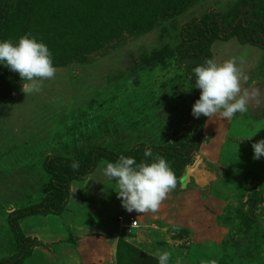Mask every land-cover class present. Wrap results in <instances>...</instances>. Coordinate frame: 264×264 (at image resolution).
<instances>
[{"label":"rangeland","instance_id":"obj_1","mask_svg":"<svg viewBox=\"0 0 264 264\" xmlns=\"http://www.w3.org/2000/svg\"><path fill=\"white\" fill-rule=\"evenodd\" d=\"M40 1L0 0V40L18 32L21 7L29 12L22 25L34 17V9L47 14ZM69 1L73 0L56 3L63 9L66 31V17L72 11ZM212 13L225 30L236 26L237 20L248 25L239 38L214 40L209 47L217 64L231 60L239 69L241 94L247 92L249 97L248 110L229 120L206 118L194 151L192 137L199 118H193L191 107L200 93L186 73L197 59L180 57L176 49L181 44V27ZM37 33L31 34L48 47L43 34ZM250 34L263 43L248 44ZM54 67L55 76L43 80L39 92L24 95L21 81L8 78L12 93L0 98V264L24 249L18 248L8 217L40 204L49 194V175L44 170L48 157L79 159L103 148L119 156L135 151L138 163L141 146L173 148L185 156L163 157L181 177L203 159L219 178L209 189L212 203L204 199L195 203L196 187L180 195L179 201V195L175 198L169 192L155 212L157 219L164 217L158 225L160 242L148 252L141 249L135 234L123 231L116 253L106 257H98L97 245L88 238L90 245L76 250L80 264H158V253L164 251L170 255L169 264H264V157L253 159L251 147L264 138V0H191L179 13L158 19L148 30L109 38ZM100 163L108 162L101 159L97 168ZM203 164L197 168L201 170ZM96 174L94 190L98 191L93 192L99 196L92 194L95 176L86 177L70 184L62 209L65 214L18 220L24 242L55 253L74 245L84 222L99 218L107 221L102 227H115L118 213L107 210L103 215L93 211L98 208L92 204L97 200L104 205L98 197L120 202L115 180L103 178L100 171ZM188 183L179 180L183 189ZM85 187L91 188L86 196L80 192ZM192 196L196 207L187 211V199L193 202ZM83 250L94 257H84Z\"/></svg>","mask_w":264,"mask_h":264},{"label":"trees","instance_id":"obj_2","mask_svg":"<svg viewBox=\"0 0 264 264\" xmlns=\"http://www.w3.org/2000/svg\"><path fill=\"white\" fill-rule=\"evenodd\" d=\"M60 1L64 0L40 1L42 8L45 7L49 12L46 14L43 9L40 12H36L34 9V17H29L27 20L29 23L26 21L24 25H22L21 19H26L29 12L21 7V12L18 13L20 19H17L19 20L18 32L8 37L9 41L16 42L19 37L26 34L33 37L31 33H35L38 36L37 32L39 31L43 34L44 41L49 44L48 49L51 53L53 66L65 64L82 51L95 49L98 44L109 38H116L124 33L130 34L148 30L156 24L158 19L168 18L179 13L191 0H73L68 3V7L72 11L66 17L67 31L63 29L65 22L61 16L63 9L58 8V4H56ZM218 17L212 13L206 15L202 20H192L181 27V44L176 51L180 57L188 56L191 59L194 57L197 59L194 66L190 67L186 73L187 78L194 85L195 76L192 74V69L202 65L208 59L212 60L209 51L212 41L239 38L240 32H243V29L248 26L247 24L242 25L241 20H237L236 26L235 24L233 26H230L232 24L227 25L230 27L225 30ZM239 18L243 19L241 15ZM191 29L193 32H190ZM36 37L34 36L35 39ZM4 40H7V36ZM246 42L252 46H259L263 43L261 38L254 37L252 34L246 37ZM8 78L20 80L17 73L11 72L5 67L0 68V98L7 99L12 93ZM205 119L206 117L203 115L198 119L197 128L192 137V150L194 151L199 146ZM141 149L142 155L138 163L149 160L143 156L145 147L141 146ZM151 149L153 156L186 158L176 153L173 148ZM134 153L135 151H130L124 156L133 157ZM119 157V155L103 148H95L86 157L79 159L48 157L44 163V170L49 175V194L42 199L40 204L20 209L8 217V224L15 236L18 248L24 249L14 258L1 264H24L36 246L35 242H24L18 227V220L43 216L44 214L59 215L62 213L64 202L69 196L71 183L78 182L91 174L101 159L105 162H115ZM73 161L79 162L80 168L78 170L71 167ZM174 174L177 180L181 178L176 172ZM60 197L62 199L59 203Z\"/></svg>","mask_w":264,"mask_h":264},{"label":"clouds","instance_id":"obj_3","mask_svg":"<svg viewBox=\"0 0 264 264\" xmlns=\"http://www.w3.org/2000/svg\"><path fill=\"white\" fill-rule=\"evenodd\" d=\"M0 66L18 74L24 95L39 92L41 82L53 78L56 72L48 47L27 34L16 42L0 40ZM192 74L200 93L191 107L193 118L203 115L209 120H229L248 110V93L241 94V73L233 61L217 64L208 59L194 67ZM251 147L253 159L264 157V138ZM143 156L149 160L137 163L134 157L121 155L99 169L102 176L115 180L116 196L129 213L157 212L177 186V177L163 157L153 156L151 148H145ZM71 167L78 170L80 164L73 161ZM169 259L167 251L158 253V264H169Z\"/></svg>","mask_w":264,"mask_h":264},{"label":"crops","instance_id":"obj_4","mask_svg":"<svg viewBox=\"0 0 264 264\" xmlns=\"http://www.w3.org/2000/svg\"><path fill=\"white\" fill-rule=\"evenodd\" d=\"M200 160V159H199ZM203 161V163L205 164V166H207V169H210L212 170V167L207 165L206 162H204L203 159H201ZM102 167L101 163H100V168ZM100 168H97L91 173L89 174L88 176L86 177H90L89 179H92L94 178L93 176H95L94 180L92 181V194H95L97 195L96 193L97 192H93L94 189H96L98 186H97V181L99 180L98 179V174H96ZM213 171V170H212ZM214 172V171H213ZM95 173V174H94ZM184 175V174H183ZM182 175V176H183ZM85 177V178H86ZM103 178H105L103 176ZM219 178L217 177V175L215 174V179L206 187H203V188H200L198 186H196L192 181H190L188 183V186L186 188L183 189V187H181V185L179 184V180H177V186L175 189H173L172 192L173 195L175 198L178 196L179 198H177V201H179L182 196L180 195H183L185 192H187L188 190L190 189H193V188H197V190L199 191H196L194 190L196 193L197 192V196H196V202L197 201H201V199H204L205 201H209L212 203V198L211 196L209 195L210 191L209 189L211 188V185L216 182ZM88 188V187H87ZM87 188L85 187L84 189H82L80 192L81 194L83 195H89L87 194V191H89V189L91 188ZM91 191V190H90ZM94 191H98L97 190H94ZM208 193V194H207ZM99 196V195H97ZM79 197V196H78ZM193 197V202H190V200L187 199V205H186V210L188 211V209L192 208V207H196V204L194 203V200H195V196H192ZM99 199H103V203L104 205L102 204H98V201L96 200L95 202H93L92 204L93 205V208H98V210H93V211H101V213L103 215H105V212L107 210H110L109 212H111L112 214H114L115 212L118 213L117 217H116V226L115 227H111V229H109L107 227V224H106V227H102L103 226V223L107 221L104 220V221H99V218H97L95 221H92L90 223H86L84 222L82 225V229H81V233L77 234V236H75L74 238V245L72 246H69V247H63L61 249H59L58 252H51L49 250H47L43 245L41 246H35L34 249L32 250L30 256L26 259V260H29L31 262V264H80L81 261H78V253L79 252H76V250H81L83 249V244H86V245H90L88 242H86V240L88 238H92L93 239V243H95L97 245V249H98V257H106L110 254L114 255L117 251V248H118V244L119 242L121 241L120 238H119V235H121V233L123 231H127V232H131L133 234L136 235V238H137V241H138V244H140V247L141 249H143L144 252H148L149 249H151L153 246L156 245V243L160 242V237H158V225H160V221H163L164 223V217L162 219H157V217H159V213L157 214L156 216V213H151V212H148V213H144V214H139V213H136V212H132V213H129L127 211H125L122 207H121V203L119 201H113L111 200L109 203H108V198L109 197H98ZM89 207V204H87ZM83 209V208H82ZM84 210V209H83ZM190 210H193V209H190ZM64 213V212H62ZM62 213L60 215H62ZM90 213H92L90 211ZM65 214V213H64ZM109 214V213H108ZM59 215V216H60ZM126 215H131L135 218H137L140 222V227L136 230H129V229H123L119 223L117 222V218L119 216H124L126 217ZM69 217V216H68ZM69 222H72L71 218H69L68 220ZM110 222V221H108ZM96 224H99V225H96ZM85 235V236H84ZM141 236H142V239H141ZM155 236V237H154ZM143 237L146 239L144 240ZM133 239V238H131ZM135 239V238H134ZM40 241V240H39ZM91 239H90V243H91ZM91 243V246H94V244ZM42 244V243H41ZM83 245V246H82ZM85 245V246H86ZM84 246V247H85ZM109 246H111V248L109 249ZM44 249V250H43ZM80 253L82 255H84V257H94V253L92 255H89L88 254L90 252H87V251H80ZM85 253V254H84ZM25 260V261H26ZM60 262H59V261ZM63 260V262L65 263H61V261ZM24 261V262H25ZM84 261V260H83ZM82 261V262H83ZM86 263V261H85Z\"/></svg>","mask_w":264,"mask_h":264},{"label":"water","instance_id":"obj_5","mask_svg":"<svg viewBox=\"0 0 264 264\" xmlns=\"http://www.w3.org/2000/svg\"><path fill=\"white\" fill-rule=\"evenodd\" d=\"M201 162L203 164V161L200 159L194 164V166L185 170L184 175L181 177V182L183 184H185V180H187V182L192 181L196 186L202 188L204 185L208 186L215 179L214 172L210 169H207L205 164H203V168L201 170L197 168ZM143 239L146 240L144 237Z\"/></svg>","mask_w":264,"mask_h":264},{"label":"built area","instance_id":"obj_6","mask_svg":"<svg viewBox=\"0 0 264 264\" xmlns=\"http://www.w3.org/2000/svg\"><path fill=\"white\" fill-rule=\"evenodd\" d=\"M117 222L123 229L136 230L140 227V222L133 216H119Z\"/></svg>","mask_w":264,"mask_h":264}]
</instances>
